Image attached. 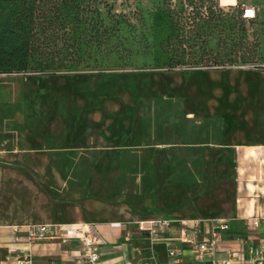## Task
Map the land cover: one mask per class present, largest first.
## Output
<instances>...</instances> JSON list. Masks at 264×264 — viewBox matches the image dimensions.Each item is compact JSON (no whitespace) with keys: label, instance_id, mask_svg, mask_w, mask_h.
<instances>
[{"label":"rangeland","instance_id":"obj_1","mask_svg":"<svg viewBox=\"0 0 264 264\" xmlns=\"http://www.w3.org/2000/svg\"><path fill=\"white\" fill-rule=\"evenodd\" d=\"M55 1L76 43L85 8L109 37L80 45L65 69H38L12 29L21 5L0 0V225L153 213L239 232L264 215V151L252 145L264 144L262 58L221 66L201 48L198 64L170 68L178 0ZM233 2L220 5L264 19V0Z\"/></svg>","mask_w":264,"mask_h":264},{"label":"trees","instance_id":"obj_2","mask_svg":"<svg viewBox=\"0 0 264 264\" xmlns=\"http://www.w3.org/2000/svg\"><path fill=\"white\" fill-rule=\"evenodd\" d=\"M6 1L21 5L12 29L20 44L23 59L30 61L36 58L33 61L38 69H65L69 62L79 60L76 56L80 45H92L96 42L102 46L109 37L103 21L97 19V11L83 9L79 19L83 27L82 36L76 43L72 39L74 26L69 22L70 16L67 15L60 22L62 10L55 0ZM178 1L182 5L181 9L175 7L171 10L177 35L168 44L172 59L170 68L198 64L197 52L201 48L221 66L233 62L251 64L261 58L264 61V55L261 56L264 19L261 21L260 15L247 20L249 23L258 21L257 25L261 26L259 30L250 33L243 19V9L238 8L237 15H233L234 5L226 10L220 5V0ZM61 31L67 38L66 43L58 49ZM6 36L5 32L0 34V53L4 51ZM213 48H217V51L214 52ZM236 235L238 236L233 231L230 234L231 237Z\"/></svg>","mask_w":264,"mask_h":264},{"label":"built area","instance_id":"obj_3","mask_svg":"<svg viewBox=\"0 0 264 264\" xmlns=\"http://www.w3.org/2000/svg\"><path fill=\"white\" fill-rule=\"evenodd\" d=\"M243 9L244 19L255 18L254 8L246 5ZM134 224L144 234L151 250L159 243H163L167 250L166 262L144 264H187V253L192 264H264V233L260 231L259 219L251 220L244 235L235 237L230 236V222L223 219L179 222L170 217L158 216L140 219ZM24 234L15 239L28 246L41 241L59 240L62 244L76 241L81 246L80 260L83 264H101L103 240L87 223L30 224L25 226ZM125 238L129 240L130 235ZM244 251H247L248 259ZM0 264L4 263L0 261ZM12 264L35 263L31 255L25 254Z\"/></svg>","mask_w":264,"mask_h":264},{"label":"crops","instance_id":"obj_4","mask_svg":"<svg viewBox=\"0 0 264 264\" xmlns=\"http://www.w3.org/2000/svg\"><path fill=\"white\" fill-rule=\"evenodd\" d=\"M233 3H235V0ZM250 144L249 146L251 147ZM252 145H254V148L264 151V144ZM259 152L260 151H258V153ZM254 210L256 212V209ZM259 211L260 210H257V213ZM158 216L162 215L148 213L137 217L86 222L103 240L101 245L103 252L101 264H144L145 262L152 261L166 262L168 256L165 245L159 243L151 250L144 234H142L134 224L137 220ZM206 219L217 218L210 217ZM248 219L261 220L260 231L264 233V215L254 214L248 217ZM27 225L29 224L0 225L1 262L4 264H12L16 258L29 254L33 257L35 264H83L80 260L81 246L76 241H71L67 244H62L59 240L41 241L31 246H28L24 242L17 241L15 239L16 237H23L25 235L24 231ZM232 231L239 235V233L243 234L246 232L247 228L239 232L234 229H232ZM127 235H130L129 240L125 238ZM244 253L246 255L245 258L248 259L247 251H244ZM240 257L243 256L241 255ZM127 260L129 263H126ZM186 261L187 264H192L189 253H187ZM237 264L243 263L239 262Z\"/></svg>","mask_w":264,"mask_h":264}]
</instances>
